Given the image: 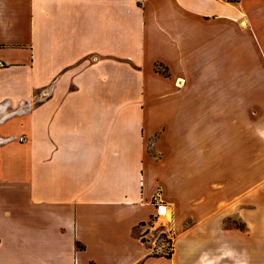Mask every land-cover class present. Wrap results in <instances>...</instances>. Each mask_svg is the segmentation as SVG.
<instances>
[{
	"label": "crops",
	"instance_id": "crops-1",
	"mask_svg": "<svg viewBox=\"0 0 264 264\" xmlns=\"http://www.w3.org/2000/svg\"><path fill=\"white\" fill-rule=\"evenodd\" d=\"M0 2L32 3L39 21L31 49L0 50V109L43 94L0 125L14 138L0 146V264H264L254 138L223 163L212 148L235 110L213 101L221 92L175 86L224 81L201 73L207 28L238 39L245 16L254 55L264 0ZM232 216L247 230L226 227Z\"/></svg>",
	"mask_w": 264,
	"mask_h": 264
},
{
	"label": "rangeland",
	"instance_id": "rangeland-1",
	"mask_svg": "<svg viewBox=\"0 0 264 264\" xmlns=\"http://www.w3.org/2000/svg\"><path fill=\"white\" fill-rule=\"evenodd\" d=\"M238 1L239 0L236 2ZM33 9L34 4L32 3L11 4L0 2V50H6L14 46L27 49L32 48V42L30 39L32 38V35L36 33L35 27L39 22L38 19L34 18ZM240 20L245 21L248 26L245 16L238 20L237 24L240 28L238 39L235 33L231 34L222 32L220 34L219 29H217V33L214 34L212 31H209V28H207L205 33L206 48L211 54L206 52L208 50L201 51V73L205 76H219L220 78H223L224 81L204 83L199 82L198 78L197 81L195 80L189 83L183 82V86H186V89H190L191 91L205 90L208 92L217 91L222 93L221 100L218 98L213 101L217 102V105H221L224 110L228 106H232L235 112H233L232 115H229L223 111V125L218 131V133H222L219 136L222 139V145L219 147H213V151L214 149L217 151L216 154L215 152H212V155H216L223 163L224 160L230 156L231 150H234V155L238 154L239 156H246L248 149L247 139L252 141L254 138L256 160L255 169L256 175H260L264 171V44L261 35L257 32L258 34L253 36L254 55H249L247 58V26H241ZM218 26L220 28L223 27L221 24ZM195 37L197 36H193V38ZM201 37L204 38L205 35ZM249 43L250 41L248 42V45ZM213 53H217L218 58L216 60L211 57ZM24 54H27V51H24ZM235 54L238 56L237 64ZM0 62L3 64L0 68H6L9 66L7 64L8 62L2 58H0ZM195 69L196 68H194V70ZM156 71L169 75L168 69L161 65L156 66ZM237 73L239 74L238 81L230 82L236 77ZM246 75H249V77ZM179 80L180 79L176 80L175 86L177 88H182L183 86L180 87L177 84ZM230 92L237 93L238 98L231 100L228 95ZM248 95L252 97L249 99V102L246 98ZM42 97V89H39L32 97L21 99L15 105L5 104L3 106L5 110L3 111L1 110L2 106H0V125L12 116H24L29 114L36 105L42 102ZM251 102H253L254 105L253 114ZM6 109L9 110V113L6 112ZM207 117L208 120L209 117L214 119V115H208ZM227 117H233L237 120V124L235 122L233 123L234 127L232 131L230 130L228 123L225 122ZM253 125L254 136H252ZM211 126H215V123L211 124ZM217 126L219 127V125ZM213 135H215L214 130ZM153 139L155 140L156 138ZM12 140H14L13 137L6 138L0 135V146ZM208 148L211 149V147ZM221 172H226V169H223ZM235 225L244 229H240L241 231L247 230L245 221L240 217L232 216L226 220V227H234ZM156 239L157 244L164 245L166 253L170 252L172 238L169 235L161 233L157 235Z\"/></svg>",
	"mask_w": 264,
	"mask_h": 264
},
{
	"label": "bare ground",
	"instance_id": "bare-ground-1",
	"mask_svg": "<svg viewBox=\"0 0 264 264\" xmlns=\"http://www.w3.org/2000/svg\"><path fill=\"white\" fill-rule=\"evenodd\" d=\"M240 24H241V26H243V27H246L247 26V23L245 22V21H242L241 20V22H240ZM177 84H178V86H183V81L182 80H179L178 82H177Z\"/></svg>",
	"mask_w": 264,
	"mask_h": 264
},
{
	"label": "trees",
	"instance_id": "trees-1",
	"mask_svg": "<svg viewBox=\"0 0 264 264\" xmlns=\"http://www.w3.org/2000/svg\"><path fill=\"white\" fill-rule=\"evenodd\" d=\"M228 1H230V2H236L237 0H228ZM234 227H237V228H239V229H241V230H244L242 227H239V226H237V225H235ZM171 244V243H170ZM171 252L170 253H168L167 254V257H171Z\"/></svg>",
	"mask_w": 264,
	"mask_h": 264
},
{
	"label": "built area",
	"instance_id": "built-area-1",
	"mask_svg": "<svg viewBox=\"0 0 264 264\" xmlns=\"http://www.w3.org/2000/svg\"><path fill=\"white\" fill-rule=\"evenodd\" d=\"M3 64H2V62H0V66H2Z\"/></svg>",
	"mask_w": 264,
	"mask_h": 264
}]
</instances>
